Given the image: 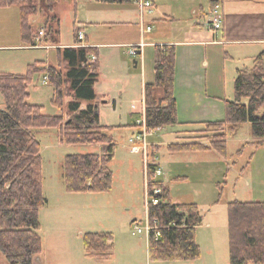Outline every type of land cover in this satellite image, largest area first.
<instances>
[{
	"label": "rangeland",
	"instance_id": "374dc122",
	"mask_svg": "<svg viewBox=\"0 0 264 264\" xmlns=\"http://www.w3.org/2000/svg\"><path fill=\"white\" fill-rule=\"evenodd\" d=\"M32 1L39 3V0ZM149 1L152 6L144 12V20L153 28L151 17L155 7L152 0ZM114 8L94 0H60L56 7L60 20V39L53 48L23 47L25 44L21 41L18 29L13 33L11 27L0 26L1 40L8 41L15 37L9 43L17 42L22 46L0 48V72L5 73H24L28 64L38 60L43 62L44 67L57 66L60 60L57 48L75 44L74 32L76 30L77 33L80 28L86 36L84 43L98 47L100 67L94 88L99 93L109 90L113 95L110 100L107 96L101 99L106 102L109 100V103L95 101L100 123L107 126L127 125L107 131L115 144L114 157L109 164L113 172V184L109 192L97 194L66 191L63 161L69 154L100 153L101 145L65 144L59 141L56 128L32 129L33 136L40 144L43 194L47 200L40 211L43 244L41 263L229 264L227 204L233 201L264 202V141L259 146L254 145L249 123L240 124L235 132L226 131L227 154L223 157L213 149L187 152L168 150L167 144L184 137V130H195L197 127L176 124L150 131L148 144L156 143L159 146L157 161L162 174L156 178L168 187L173 202L196 203L203 216L202 224L196 229V241L201 249L197 259L150 261L147 236L134 231L135 224L143 227L147 219L144 158L141 153L130 150L129 139L137 133L133 124L142 117V81L153 80L154 49L148 46L143 48L141 55L130 56L129 47L110 46L124 41H132L130 45H136L140 41L138 29L108 23L123 19L139 23V7L125 11ZM149 37L146 34L145 41L149 42ZM134 60L138 62L136 67ZM226 64L233 66V63ZM236 65L250 68L253 63L249 59L237 61ZM42 66L40 64L38 67ZM216 68L221 69V64H217ZM230 72L224 75L225 85L221 90L210 94L223 102L221 119L225 116V101L233 100L232 68ZM44 77V72L34 73L28 87V102L41 105L44 114H65L66 106L61 110L52 104L53 87ZM157 92L161 90L157 89ZM114 99H119L116 108L113 107ZM87 103L83 101L82 108ZM133 104L135 109L132 108ZM3 106L4 100L0 94V108ZM132 132L136 133L132 135ZM86 232L112 233L114 253L109 261L97 262L84 255L82 235ZM0 264H8L1 253Z\"/></svg>",
	"mask_w": 264,
	"mask_h": 264
},
{
	"label": "trees",
	"instance_id": "16d2710c",
	"mask_svg": "<svg viewBox=\"0 0 264 264\" xmlns=\"http://www.w3.org/2000/svg\"><path fill=\"white\" fill-rule=\"evenodd\" d=\"M104 4H127L136 0H94ZM217 0H211L213 6ZM60 0H0V7L19 9L20 37L25 46L34 44L43 31L41 43L56 46L60 39V20L56 7ZM43 15L42 26L31 20ZM76 42L77 33L75 30ZM59 64L44 67L43 62L28 65L24 74L0 72V253L8 264H35L42 253L39 213L46 205L43 194L40 144L32 129L56 128L59 141L65 144H98L100 153L69 154L64 157L65 189L71 193H105L113 184L109 168L115 144L107 134L110 129L127 125L107 126L100 123L95 104L94 84L99 61L89 59L98 54L92 47L57 48ZM43 65L39 68V65ZM36 72H44L52 85V104L65 114L48 115L43 107L28 102V87ZM175 47H154V81L144 86L145 125L155 131L180 124L174 95ZM157 89L161 92L158 93ZM66 99H68L66 101ZM88 102L82 108V102ZM225 116L207 121L197 140L167 146L174 152L215 150L227 154V133L240 124L249 123L253 143L264 141V51L255 57L250 68L236 70L233 100L225 101ZM137 125V124H135ZM138 126V125H137ZM206 140L207 143L201 142ZM246 145V144H245ZM244 145L242 146V148ZM242 148L238 151L241 152ZM154 165H150L153 169ZM149 187L162 190L157 204L149 202L147 215L155 221L160 234L148 238L150 261H187L197 259L201 249L196 229L203 216L196 203H175L169 189L149 172ZM229 264H264V202L233 201L227 204ZM83 251L97 262L109 261L114 253L111 232H86L82 235Z\"/></svg>",
	"mask_w": 264,
	"mask_h": 264
},
{
	"label": "crops",
	"instance_id": "0c3cea01",
	"mask_svg": "<svg viewBox=\"0 0 264 264\" xmlns=\"http://www.w3.org/2000/svg\"><path fill=\"white\" fill-rule=\"evenodd\" d=\"M152 2L155 7L154 14L151 17L153 28L147 33L151 37H149V42L146 41L147 45L145 47L152 46L153 49L156 45H173L175 47L174 95L178 119L180 124L191 126L190 128L197 127L195 130H184L185 135L179 139L180 141L170 142L167 146L173 143L197 140L196 137L201 135L197 131L203 129V123L213 119L221 120L222 118L223 102L218 97H212L210 94L217 93L225 85L224 75L230 72V68H232L234 82L236 70L240 69L236 65L237 61L252 59L253 63L255 57L264 51V0H217V2H220L222 13V26L217 31L211 30L208 25L212 7L211 0H152ZM106 5L116 7L114 9L119 11L131 8L136 10L137 8V4L134 2ZM42 21V14L31 20L37 27L42 26ZM108 23L123 24L138 29L140 36L139 23L136 21L123 19L122 21ZM1 24L11 27L13 33L16 29L20 32L19 9L16 6L0 7V26L3 27ZM13 40H15V37L8 41H3L0 37V48L21 46L17 42L9 43ZM131 42L112 43L110 46L130 45ZM74 45L59 48H69L74 47ZM50 46V48L56 47ZM92 48L98 49V47ZM96 56L99 61V55ZM227 62L233 63V66L226 64ZM133 64L136 67L138 62L134 60ZM217 64H221V69L216 68ZM153 81L154 64L153 80L151 82L142 81L141 114L143 113V101L145 103L144 86L153 83ZM94 92L96 95L95 101L104 99L106 96L110 100L113 96L109 90L106 93H99L94 88ZM109 100L105 103H109ZM114 101L113 107L116 108L119 99H114ZM100 103H102V100ZM132 108L135 109L136 106L133 104ZM135 124H137V121ZM135 124L133 125L136 132H138L139 127ZM136 132H132V135ZM201 142L207 143L206 140ZM149 145V152L159 164L157 161L158 144L151 143ZM40 214L41 212L39 213L41 222ZM42 253L34 258L35 264H42L40 258Z\"/></svg>",
	"mask_w": 264,
	"mask_h": 264
},
{
	"label": "built area",
	"instance_id": "2783aa9c",
	"mask_svg": "<svg viewBox=\"0 0 264 264\" xmlns=\"http://www.w3.org/2000/svg\"><path fill=\"white\" fill-rule=\"evenodd\" d=\"M135 3L139 7L140 10V22H139V29H140V42L136 45H124L125 47H129L128 54L130 56H136L141 55L143 48L147 45V42L144 39V36L151 31V24H147L144 20V12L147 10H150L152 4L149 0H136ZM208 25L211 30L217 31L221 29L222 26V13H221V5L220 2H216L210 10V21L208 22ZM43 36V31L39 32L38 37L35 39V42L33 45L28 46L29 48H50V45H46L41 43V38ZM86 36L83 34V32L79 29L77 31V42L75 43L74 47H90L87 46L85 41ZM89 59L92 61L97 60L96 54H91L89 56ZM44 80L47 81V76L44 77ZM142 117L137 120V125L139 127V131L134 134L130 139V150L134 153H141L144 158V164H145V178H146V185H147V208L149 202L152 204L158 203V198L156 197L158 194L162 192L161 188L159 186H153L148 188L149 184V172L154 173V178H156L157 175H161L162 171L160 170L159 165L156 162L155 157L149 152V144L147 142V137L150 135V131L147 130L145 125V103L143 101V107H142ZM151 157V159H149ZM150 165H154L153 169H150ZM134 231L137 234H145L147 236V239L150 237V235H153L154 237L159 236L160 230L157 226L155 221H151L148 218L145 221V224L143 227H140L139 224H135Z\"/></svg>",
	"mask_w": 264,
	"mask_h": 264
},
{
	"label": "water",
	"instance_id": "95a60500",
	"mask_svg": "<svg viewBox=\"0 0 264 264\" xmlns=\"http://www.w3.org/2000/svg\"><path fill=\"white\" fill-rule=\"evenodd\" d=\"M106 101H102V103H105ZM113 104H115V101L113 100Z\"/></svg>",
	"mask_w": 264,
	"mask_h": 264
}]
</instances>
